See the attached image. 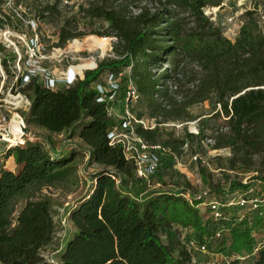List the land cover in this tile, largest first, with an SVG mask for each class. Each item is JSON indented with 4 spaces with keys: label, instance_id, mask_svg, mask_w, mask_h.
<instances>
[{
    "label": "trees",
    "instance_id": "obj_1",
    "mask_svg": "<svg viewBox=\"0 0 264 264\" xmlns=\"http://www.w3.org/2000/svg\"><path fill=\"white\" fill-rule=\"evenodd\" d=\"M223 1L165 0L162 9L155 13L143 11L132 23L108 6V0L86 10L87 16L103 18L116 29V35L124 42V55L100 61L97 68L86 70L69 86L52 89L39 78H32L23 88L31 101L24 116L28 126L80 138L88 147V163L100 168L92 175L91 189L70 209L68 220L73 234L60 250L59 260L52 261L44 250L53 244L57 231L53 196L41 194L22 199L18 194L33 181L65 172L76 154H53L48 149L49 140H27L4 152L0 149V158L13 157L16 163L15 171L0 165V264H197L181 237L184 229H192L200 239L213 233L215 223L204 218L197 207L202 198L194 196L188 181L177 190L156 189L140 194L128 189L127 184L145 187L147 181L137 175L136 165L126 158L123 147L111 144L109 139L110 131L119 124L109 110L124 108L126 88L120 84L106 94L114 93L113 101H99L101 93L96 84L102 83L100 77L105 71L118 75L130 67L131 73L123 81L134 83L154 114L164 113L162 99L169 95L166 81L171 75L168 70L155 74L154 69L163 60L175 61V68L184 59L197 62L203 75L192 103L214 98L218 116L226 118L213 147L229 148L232 169H243L252 173L250 179L261 180L264 30L256 10H249L235 40L228 38L225 26L214 24L204 12L205 7L220 6ZM47 9L55 10L56 6ZM180 10L193 18L191 28L176 18ZM74 26L73 20H66L58 45L78 36L73 32ZM82 69L74 75L82 73ZM136 132L150 143L161 144L165 152L184 144V139L161 140L157 130L146 129L142 124ZM258 159L262 163L258 164ZM250 186L251 182L233 180L229 188L246 191ZM188 192L191 201L185 196ZM224 193L216 190L215 196ZM230 225L228 240L224 237L218 248L228 255L251 254L257 244L254 232L264 237V215L257 210L242 219L234 213ZM229 264H264V245L251 259L233 258Z\"/></svg>",
    "mask_w": 264,
    "mask_h": 264
},
{
    "label": "rangeland",
    "instance_id": "obj_2",
    "mask_svg": "<svg viewBox=\"0 0 264 264\" xmlns=\"http://www.w3.org/2000/svg\"><path fill=\"white\" fill-rule=\"evenodd\" d=\"M28 1L37 10L48 3L47 0ZM52 2L53 0L49 4H54ZM102 2L103 0H88L82 7L83 15L74 9L68 10L67 8L57 7L55 10L48 9L50 16L45 24V35L49 34L50 37L45 36L43 38L47 50L39 55L38 60L30 61V69L38 66L46 68L51 72L53 78L57 79L63 77L64 73L72 66L74 67L69 71V76H73L76 70H80L87 65H93L82 69L81 76L83 77L86 70L97 68L100 61L118 59L124 55V42L116 35V29L103 18H91L86 14V10L90 6L102 4ZM164 2L165 0H108V6L118 10L121 16L126 17L132 23L135 17L143 11L155 13L158 9H162ZM249 10H256V15L264 30V0H227L216 13L209 12L207 14L214 24L225 26V35L235 40L241 25L247 19V11ZM75 15L79 17L76 18ZM175 16L182 19L186 28L193 26V18L188 12L180 10L177 11ZM72 17H75L76 20L73 32L78 36L69 39L63 45H58L59 38L53 37L54 28L59 30L66 20ZM0 57H2V61L6 60V57L14 58L8 51ZM174 63L175 61L172 60H163L154 69L155 74L168 70L171 75L166 81L169 95L162 99L166 108L164 113L154 114L141 96L132 101L128 108L125 107L124 109L122 106L115 108L114 117L119 123L125 120V114L128 111L135 119L143 122L144 128L157 130L162 138L161 140L181 141L184 139V144L179 149L163 152V161L159 168L160 175L154 176L151 179V184H147L145 187L127 184L128 189L140 194L156 189L177 190V187L185 186V182L188 181L192 185L191 190L195 196H205L208 193L211 197H214L216 190L225 191L229 188L231 181L242 180V182H251L252 186H256L258 192H262L264 190V174L261 180L250 179L252 173L245 172L243 169H232L229 163L232 152L229 148L215 149L213 147L217 131L224 127L226 118L218 116L219 107L216 105L214 98L200 103H192L196 85L203 75L198 63L184 59L178 68L174 67ZM20 65L22 66L23 63L21 62ZM78 72L80 73V71ZM130 73V67H126L122 69L119 76V84L126 88V97L128 88L132 86L133 82L131 80L125 82L123 78ZM109 74L105 71L100 80L110 84ZM6 75L8 76L7 85L2 92L3 97L11 100L12 95H17L20 92L27 99V94L23 91L24 87L10 89L14 81V75L12 73H6ZM76 77L78 79L80 75ZM59 85L64 84H57V86ZM28 109L26 107L21 109L23 110L21 116L28 131L27 135H32L42 142L50 141L48 149L53 154H65L66 156H69L72 152L76 154L75 161L65 172L54 173L46 179L33 181L18 194L22 199L41 194L53 196L57 231L53 244L44 250V254L52 261L53 259L58 261L60 250L65 246L74 230L68 220L69 211L91 189L93 185L92 175L100 167L88 163L86 147L77 137L68 138L64 134H50L45 130L28 126L24 116ZM14 113H16L14 106L10 104L5 106L0 114V134L9 135L10 124L15 117ZM3 115L6 116L7 120L2 119ZM138 125L139 123H136V126ZM11 146L13 145L3 140V137L0 138V149L3 152ZM195 156H197V159H195ZM257 163H262V160L258 159ZM0 165L11 171L14 167L12 160H5L2 156ZM211 188L215 191L211 192ZM186 196L188 197V195ZM20 206L21 204H19ZM201 208L202 215L207 218L208 211H205V206H201ZM254 236H256L257 242L263 238L260 232L257 231L254 232ZM226 245L229 244L226 243ZM226 254V252L221 255L217 253L215 255L197 253L196 257L201 264H225L222 256Z\"/></svg>",
    "mask_w": 264,
    "mask_h": 264
},
{
    "label": "built area",
    "instance_id": "obj_3",
    "mask_svg": "<svg viewBox=\"0 0 264 264\" xmlns=\"http://www.w3.org/2000/svg\"><path fill=\"white\" fill-rule=\"evenodd\" d=\"M34 1V0H33ZM39 1V0H38ZM51 0H47V5L41 6L39 10L32 7V4L27 0H0V55L4 52H10L14 58L6 57V60L2 61L0 57V114L6 105L10 104L15 107L17 116L24 124V132L21 134L24 144L27 140H37L32 135H27V129L25 122L21 114L23 108L30 107L31 101L27 96L25 99L20 92L17 95H12L11 100H7L3 97V90L7 85L6 73H12L14 75V81L11 84L10 89H18L25 87L32 78H39L40 81L45 83L47 87L56 89L59 88L57 84L71 85L77 80V75L82 73L76 72L75 75L69 76V71L72 67L64 73L61 78H53L51 72L43 67H35L30 69V61L38 60L39 55L44 53L47 48L43 43L45 36L50 37L49 34L45 35V24L49 19L50 11L47 7ZM88 0H53L49 6L55 5L57 8H67L68 10L74 9L78 13H83L82 7ZM224 0L220 6H207L204 8V12L216 13L217 10L224 5ZM76 18L79 17L75 15ZM70 19V18H69ZM70 20L76 24L75 17ZM62 28V27H61ZM61 28L57 30L54 28L53 37L60 39ZM76 41V39H74ZM31 58V60H30ZM21 62L23 65L21 66ZM6 71V73H5ZM120 74H109V83L98 82L96 84L97 89L101 93L99 101L109 99L113 101L115 99L114 93L106 96L110 91H114L119 88ZM62 86V85H61ZM140 96L134 83L128 88L127 97L125 98V107H129L131 102ZM27 103V105H26ZM25 105V106H24ZM116 107H111L109 112L114 116ZM1 117V116H0ZM115 118V117H114ZM3 120H7L6 116H2ZM136 123L143 122L134 118L128 111L125 114V120L120 122L113 130L109 133V139L111 144H120L123 147L125 156L128 160H132L136 165L137 175L147 181V184H151V179L156 176V173L161 164V156L165 152V148L161 144L150 143L145 140L136 132ZM144 126V125H143ZM27 135V136H26ZM26 136V138H25ZM197 159V156H195ZM247 184V181H243ZM188 195V197L186 196ZM185 196L191 201L192 196L188 192ZM195 196V195H194ZM198 199L202 198V202L197 205L202 213L201 206H205V211H208L207 218H211L215 223L213 233L203 239L197 238L193 234L192 229H184L182 231V242L186 248L193 253L194 263L201 264L197 259L196 254L210 253L212 255L223 254L219 251V243L224 237L229 236L230 224L233 220L234 213H237L240 218L251 214L253 211H259L260 214L264 215L262 208L264 207V190L258 192L256 186H250L246 191L241 190H230L225 189V193L222 196L211 197L210 194L206 193L205 196H195ZM264 245V237L257 242L254 250L251 254H234V255H223L222 258L225 264H229L233 258L241 261H246L256 255L259 248ZM217 251V252H216Z\"/></svg>",
    "mask_w": 264,
    "mask_h": 264
},
{
    "label": "bare ground",
    "instance_id": "obj_4",
    "mask_svg": "<svg viewBox=\"0 0 264 264\" xmlns=\"http://www.w3.org/2000/svg\"><path fill=\"white\" fill-rule=\"evenodd\" d=\"M24 123L17 117L15 116L10 124V133L4 134L3 135V140L8 141L12 145L19 144L23 141L21 138V134L24 132ZM9 131V130H8Z\"/></svg>",
    "mask_w": 264,
    "mask_h": 264
},
{
    "label": "crops",
    "instance_id": "obj_5",
    "mask_svg": "<svg viewBox=\"0 0 264 264\" xmlns=\"http://www.w3.org/2000/svg\"><path fill=\"white\" fill-rule=\"evenodd\" d=\"M77 139L84 145V147H86V149H88L87 145L80 138H77ZM87 156H88V154H87ZM8 160H12V162L14 163V167L12 168V171H15L16 170V163L14 161V158L13 157H10Z\"/></svg>",
    "mask_w": 264,
    "mask_h": 264
},
{
    "label": "water",
    "instance_id": "obj_6",
    "mask_svg": "<svg viewBox=\"0 0 264 264\" xmlns=\"http://www.w3.org/2000/svg\"><path fill=\"white\" fill-rule=\"evenodd\" d=\"M1 137H3V135H2V134H0V138H1Z\"/></svg>",
    "mask_w": 264,
    "mask_h": 264
}]
</instances>
